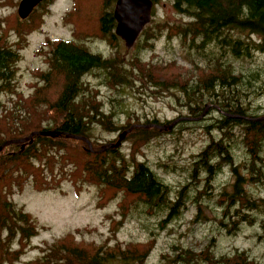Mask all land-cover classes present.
<instances>
[{"label": "trees", "instance_id": "obj_1", "mask_svg": "<svg viewBox=\"0 0 264 264\" xmlns=\"http://www.w3.org/2000/svg\"><path fill=\"white\" fill-rule=\"evenodd\" d=\"M54 1L45 0L25 21L16 15L14 26L7 19L0 20V95L15 94L21 45L41 27ZM153 1L156 5L159 0ZM172 1L175 11L187 22L147 26L129 60L120 53L122 41L115 33L117 0H73L66 19L73 26L72 39L45 42L41 54L45 51L48 69L37 73L41 86L35 88L32 97L36 103L46 104L53 123L28 131L22 128V133L0 125V147L34 133L52 132L55 136L36 135L25 144L9 145L0 152V233L5 235L0 240V264H17L39 234L33 217L13 201L15 193L30 184L37 192H46L69 182L77 194L85 186H94L102 207L122 195L119 210L124 220L140 212L146 218H160L159 229L164 230L182 218L188 208V192L195 194L192 200L201 212L202 201L214 197L209 191L212 184L229 167L235 182L231 193L223 190L216 195L221 211L219 228L237 236L243 226L257 225L264 234V199L246 188L264 185V112H257L263 106L252 105L264 95V85L256 86L258 71L246 75L234 66L239 60L264 53V0ZM164 33L168 39L177 38L185 52L183 57L189 66L186 78L157 75L155 67L146 68L140 57L145 51L153 52ZM12 34L17 38L14 43ZM253 36L260 41H254ZM95 39L108 44L114 54L106 57L92 53L87 42ZM175 63L169 67L176 68ZM88 75L101 78L102 84L114 91L130 88L148 91L152 96L176 93L181 108L195 118L211 111L218 115L213 126L205 127L210 143L196 156L188 187L174 191L135 153L126 156L120 148L102 152L103 144L91 142L95 126L109 133L133 128L127 137H135L144 146L165 132L152 126L157 121H148L144 127L116 125L117 114L104 112L99 91L87 80ZM14 121H24L22 110H16ZM76 138L88 139L93 151ZM237 156L243 160L242 172L236 165ZM157 235L152 233L145 244L97 245L68 234L46 245L30 264H147ZM214 247L213 241L200 252L174 246L163 259L165 264H258L246 252L216 256Z\"/></svg>", "mask_w": 264, "mask_h": 264}, {"label": "rangeland", "instance_id": "obj_2", "mask_svg": "<svg viewBox=\"0 0 264 264\" xmlns=\"http://www.w3.org/2000/svg\"><path fill=\"white\" fill-rule=\"evenodd\" d=\"M20 1H0V20L7 19L14 26ZM72 9L73 0H55L44 15L41 27L28 37L25 44L21 45L23 47L20 51L21 60L17 66L18 73L13 87L16 92L0 95V125L11 127L15 132L21 131L22 128L28 131L38 125L46 127L53 123L50 121L51 118L49 120L51 113L49 114L46 104L36 103L32 95L36 92L35 88L38 89L41 86L37 73L48 69L45 51L41 54L45 42L48 39L51 41L72 39L73 26L66 22L67 14ZM187 20L175 11L172 0H159L154 5L150 26L160 23L182 24ZM252 39L256 42L260 41L256 36ZM16 40V36L12 34L11 42L14 43ZM171 40L164 33L156 41L154 51H145L140 57L145 62L146 68L150 69L154 66L155 73L162 77L170 78L180 75L186 78L185 72L189 66L183 57L185 52L177 38ZM87 46L94 54L100 53L106 57L114 54L108 44L101 40H90ZM120 53L129 60L134 56L135 49L126 50L122 42ZM174 61L176 68H170V63ZM234 66L238 72L246 75L258 71L260 79L256 86L264 85V53H256L247 61L239 60L234 63ZM95 77L88 75L87 80L99 91V100L103 103L104 112L117 114L116 125L119 127H144L143 125H147L148 121H157L156 124L161 125L188 115V111L179 105L176 93L152 96L148 91L136 92L135 89L130 88L114 91L102 84L101 78ZM251 99H253L252 96ZM252 105L263 106L257 112H264V95H261L258 101L255 99ZM16 110H22L23 122L14 121ZM169 131L172 132L169 133ZM161 132L165 133L153 139L147 146L137 141L135 137H127L130 133L128 132L119 148L126 156L130 153L138 155V159L146 162L174 191H180L190 184L189 170L196 156L206 148L209 138L198 123L182 124L173 130ZM122 134V132L109 133L100 126H95L89 139L105 147L111 142H118ZM242 162L243 160H236L239 172H242ZM224 171V174L212 184L213 188L209 190L214 197L211 201L207 199L202 201L201 212L198 211L196 202L192 200L195 194L188 192L190 196L188 208L182 218L172 222L164 230L159 229L160 218H146L140 212H134L129 221L124 220L119 210L122 195L102 207L98 205L99 191L94 186H85L82 192L77 194L69 182H64L56 191L46 192H37L31 184L27 185L23 190L15 193L13 201L33 217L39 234L31 240L25 254L17 264H30L41 256V250L46 245H51L68 234L74 235L78 241L86 244L101 245L110 242L114 245L116 242L120 244L149 243L152 233H158L157 243L147 264H165L163 256L171 253L174 246L200 252L212 241L215 244L216 256L234 255L237 251L246 252L258 264H264V237H262L264 234L259 226H243L237 236H231L226 230L219 228L217 219L220 218L221 211L216 204V195L223 190L231 193L235 182L230 168L226 167ZM199 187L202 189L203 185ZM246 188L256 197L264 199V185ZM119 223L122 224L119 225ZM4 236L0 233V240ZM14 250H18V247Z\"/></svg>", "mask_w": 264, "mask_h": 264}, {"label": "water", "instance_id": "obj_3", "mask_svg": "<svg viewBox=\"0 0 264 264\" xmlns=\"http://www.w3.org/2000/svg\"><path fill=\"white\" fill-rule=\"evenodd\" d=\"M45 0H21L18 7V16L22 21L27 20L33 12L44 2ZM154 9L153 0H117L114 7V18L116 21V36L124 43L126 50L130 51L136 45L142 32L145 28L151 24L152 15ZM188 120L185 118L178 119L168 126H161L154 124L153 127L160 131L172 130L179 121ZM132 129L124 132L118 139L116 144H108L103 147L102 152L107 148L115 149L122 145V141L125 139L128 132ZM55 136L52 132H39L30 135L24 140H14L4 143L0 147V152L9 145H20L29 142L34 136ZM84 141L88 144L90 151H93L92 144L86 138H76Z\"/></svg>", "mask_w": 264, "mask_h": 264}, {"label": "flooded vegetation", "instance_id": "obj_4", "mask_svg": "<svg viewBox=\"0 0 264 264\" xmlns=\"http://www.w3.org/2000/svg\"><path fill=\"white\" fill-rule=\"evenodd\" d=\"M214 112L211 111L209 113L205 112L203 115H201L199 118L192 117L189 113L187 116H182V118L188 119V120H182L177 123V125H180L182 123L189 124V123H198L202 130H205L206 126L214 125L215 122H217L218 115L213 114ZM180 119V118H179ZM208 136V135H207ZM209 138V136H208ZM210 142L207 143V146ZM206 146V148H207ZM205 148V149H206ZM204 149V150H205ZM203 152V151H202ZM234 155V154H233Z\"/></svg>", "mask_w": 264, "mask_h": 264}]
</instances>
